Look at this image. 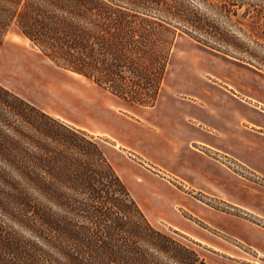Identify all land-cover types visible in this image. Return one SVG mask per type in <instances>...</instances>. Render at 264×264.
<instances>
[{
  "label": "trees",
  "instance_id": "16d2710c",
  "mask_svg": "<svg viewBox=\"0 0 264 264\" xmlns=\"http://www.w3.org/2000/svg\"><path fill=\"white\" fill-rule=\"evenodd\" d=\"M244 4L0 0V48L15 26L44 56L125 107H150L180 34L264 72L258 49L264 51V5L235 13ZM210 10L228 22L236 18L243 35ZM0 209L33 236L0 238V264H208L197 249L149 220L93 135L1 83Z\"/></svg>",
  "mask_w": 264,
  "mask_h": 264
},
{
  "label": "rangeland",
  "instance_id": "374dc122",
  "mask_svg": "<svg viewBox=\"0 0 264 264\" xmlns=\"http://www.w3.org/2000/svg\"><path fill=\"white\" fill-rule=\"evenodd\" d=\"M205 1L209 0H194L198 7L204 6ZM233 1L235 3L245 2L243 7L235 12L238 15H241L249 4L264 5V0ZM253 10L251 13L255 12ZM207 13L239 36L243 35L239 27L244 28L245 26L238 23L236 18L233 22H228L215 10L207 11ZM260 42L263 43V40ZM258 49L261 54H264L262 48L258 47ZM201 72L214 78L220 77L221 81L232 84L234 86L232 90L241 97L259 95L264 99V72L240 60L206 49L187 34L178 36L163 81L164 95L189 93L186 91L196 87L197 80L193 79L194 74H203ZM0 83L50 115L73 124L94 137H99L95 138L107 151L115 148L111 137L125 133L124 129H120V123H112L117 120L115 114L125 112L128 118L144 119L150 113L149 108L123 111L120 102L109 92L89 78L55 64L15 26L7 32L0 48ZM260 116L263 114L261 113ZM232 140L241 141L238 137ZM130 141L136 143L133 139ZM200 149L204 148L200 147ZM168 150L172 154L176 153L173 145L168 147ZM205 151L208 152V150ZM208 153L228 164L231 167L230 170L242 181L264 190V176L262 177L236 161L231 155V157H225L229 155L227 153L223 154L215 149ZM248 171L256 175L246 173ZM153 172L160 176L156 175L152 177L153 179H149V185L163 196L166 194L173 196L175 199L174 214L178 215L177 220H181L187 226L190 223L195 234L179 231L168 225L167 220L163 221L165 218L160 213L163 205L152 198L150 201L145 200L148 205L145 211L154 225L197 249L208 264L251 262L255 259V251L240 244L237 239L243 240L246 245H256L258 241L254 237L258 234L256 231L254 233L249 231L250 227H247L245 222L249 220L264 227V217L257 214L260 204L250 205L249 210L239 205L244 203L242 202L244 201V190L241 188L243 186H239L237 182L227 183L224 186L223 190L225 189V195L230 203L214 193L196 190L183 181L177 180L174 174L165 168L156 166ZM233 202L236 203L232 204ZM205 219H209L215 229ZM173 230L178 231L179 234ZM18 235L24 237L22 239L25 241H28L26 238L33 237L29 231L16 224L8 214L0 209V238L9 239ZM46 264L52 263L46 262Z\"/></svg>",
  "mask_w": 264,
  "mask_h": 264
},
{
  "label": "crops",
  "instance_id": "0c3cea01",
  "mask_svg": "<svg viewBox=\"0 0 264 264\" xmlns=\"http://www.w3.org/2000/svg\"><path fill=\"white\" fill-rule=\"evenodd\" d=\"M193 79L197 80L196 87L183 95H164L162 86L156 104L150 107H125L110 93L120 102L123 111L149 108L150 113L144 119L128 118L125 112L115 114L117 120L112 123H120V129H124L125 133L111 137L115 148L109 151L104 149L106 155L145 214L148 207L145 200L153 198L160 201L163 205L160 213L165 218L163 221L167 220L168 225L179 231L195 234L190 223L187 226L177 220L173 196H163L149 185V179L160 176L153 172L156 166L165 168L177 180L196 190L214 193L225 201H229V198L225 195L224 186L237 182L244 190V203L239 205L249 210L250 205L260 204L257 214L264 217V190L242 181L228 164L208 153L213 149L227 153L229 155L225 157L233 156L263 177L264 99L259 95L241 97L232 90V84L221 81L220 77L203 73L194 74ZM261 113L263 116H260ZM234 137L241 141H233ZM171 145L176 153L168 150ZM205 220L215 229L209 219ZM247 221L245 225L250 227L248 230L258 234L254 237L258 243L250 246L243 240H237L254 250L256 257L251 262L232 264H264V227Z\"/></svg>",
  "mask_w": 264,
  "mask_h": 264
},
{
  "label": "built area",
  "instance_id": "2783aa9c",
  "mask_svg": "<svg viewBox=\"0 0 264 264\" xmlns=\"http://www.w3.org/2000/svg\"><path fill=\"white\" fill-rule=\"evenodd\" d=\"M246 173H250L251 175H256L254 172H249V171H248V172H246Z\"/></svg>",
  "mask_w": 264,
  "mask_h": 264
}]
</instances>
